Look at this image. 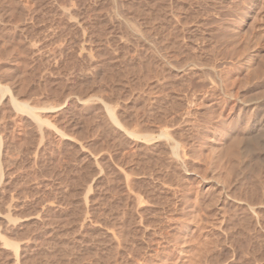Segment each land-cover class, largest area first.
<instances>
[{
    "label": "rangeland",
    "instance_id": "obj_1",
    "mask_svg": "<svg viewBox=\"0 0 264 264\" xmlns=\"http://www.w3.org/2000/svg\"><path fill=\"white\" fill-rule=\"evenodd\" d=\"M260 66L264 0H0V264H264Z\"/></svg>",
    "mask_w": 264,
    "mask_h": 264
},
{
    "label": "bare ground",
    "instance_id": "obj_2",
    "mask_svg": "<svg viewBox=\"0 0 264 264\" xmlns=\"http://www.w3.org/2000/svg\"><path fill=\"white\" fill-rule=\"evenodd\" d=\"M249 47V46H248ZM249 51V50H248ZM250 54V53H249ZM246 56V55H245ZM252 56V55H251ZM242 59V58H241ZM253 59H254V56H253ZM252 60V59H251ZM250 60V61H251ZM248 62H249V59H248ZM244 63V62H243ZM249 63H251V62H249ZM251 65V64H250ZM260 67H262V66H260ZM259 67V68H260ZM259 68H257V69H259ZM263 68L264 67H262V70H263ZM261 69V68H260ZM259 69V74H260V72H264V71H262V70H260ZM263 74V73H262ZM261 75V74H260ZM259 76V75H258ZM264 77V76H263ZM263 81V80H262ZM241 100H243V99H241ZM260 103L259 102H257V103H255L254 104V106H252V107H254L253 109L254 110H256L257 108H259V106H261V105H259ZM248 105V104H247ZM263 106V105H262ZM240 109V113H239V115L241 114V113H245L244 111H245V108L244 107H240L239 108ZM247 109V108H246ZM252 109V108H251ZM250 109V110H251ZM256 112V111H255ZM258 112V111H257ZM249 113V112H248ZM250 113H251V111H250ZM252 114V113H251ZM251 114H250V116H251ZM238 115V116H239ZM242 115V114H241ZM247 118V117H246ZM244 117L242 118L241 116H240V119H239V121H237V123L235 124V125H233L232 126V131H235V129L237 130V129H239L240 127H241V123L244 121ZM248 120V122L250 121L251 122V125L249 126L250 128L248 129L247 128V132H245V134L243 135V136H241L242 138H243V145H242V154H243V156L244 155H246L247 153L248 154H252V155H256V156H258V157H260L261 156V153L260 152H264V117L262 118V116H260V114L259 113H257L256 115H254L253 114V116H251V117H249V119H246V121ZM236 121V120H235ZM247 122V123H248ZM227 124V123H226ZM255 125H257V126H255ZM231 127V126H230ZM234 129V130H233ZM246 129V128H245ZM244 131V130H243ZM239 132V131H238ZM226 133V132H225ZM230 135V134H229ZM229 139H230V142L229 143H227V144H230L229 146H230V148H229V150H231V151H228V152H226L227 153V156H228V154H229V156L231 157V159H232V157H233V159H235V161L237 160V158L236 157H238V153H236L235 154V152H237V151H239L238 150V148L240 147V144H241V140H240V136L238 135V136H229ZM228 145H227V148L229 147ZM221 148H222V146H221ZM224 148H226V147H224ZM223 149V148H222ZM226 150H228V149H226ZM234 150V151H233ZM216 151V150H215ZM260 151V152H259ZM240 152V151H239ZM262 152V153H263ZM223 155V154H222ZM240 155V154H239ZM224 156H226L225 155V153H224ZM242 156V155H241ZM240 156V157H241ZM240 157H238V163H240V161H239V159H240ZM246 158H249L248 156L246 157ZM245 158V159H246ZM227 159V158H226ZM244 159V158H243ZM244 159V160H245ZM248 160V159H247ZM232 161V160H231ZM254 161V160H253ZM256 161V160H255ZM234 162V161H233ZM257 162V161H256ZM250 163V162H249ZM254 162H252L251 164H253ZM233 164H235L236 165V163L234 162ZM233 164H232V166H233ZM264 164V163H263ZM235 165L233 166V168L235 167ZM254 165H255V163H254ZM253 165V166H254ZM257 165V164H256ZM263 166V165H262ZM242 167V166H241ZM246 168V167H245ZM236 169H239V168H237V166H236ZM236 169H235V171H236ZM241 169V168H240ZM239 169V170H240ZM260 170V169H259ZM239 172V171H238ZM238 172H236V175H237V173ZM247 172V171H246ZM245 172V173H246ZM253 172V171H252ZM256 172H258V171H256ZM230 173H231V170H230ZM244 173V172H243ZM234 174V173H233ZM252 174V173H251ZM259 174V173H258ZM227 175H229V174H227ZM244 175V174H243ZM238 176V175H237ZM251 176H254V175H251ZM258 175H257V173H256V177H257ZM260 176V175H259ZM244 177V176H243ZM245 177H247V176H245ZM255 177V178H256ZM263 178V177H262ZM226 179V178H225ZM229 179H231V177L229 178ZM236 179V178H235ZM239 179V178H238ZM258 179V178H257ZM253 180V179H252ZM259 180H261V179H259Z\"/></svg>",
    "mask_w": 264,
    "mask_h": 264
}]
</instances>
